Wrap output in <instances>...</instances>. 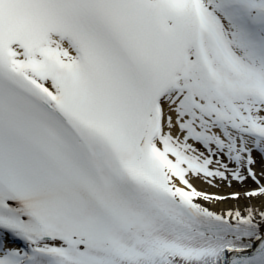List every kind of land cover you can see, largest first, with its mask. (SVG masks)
Wrapping results in <instances>:
<instances>
[{"label": "snow or ice", "instance_id": "obj_1", "mask_svg": "<svg viewBox=\"0 0 264 264\" xmlns=\"http://www.w3.org/2000/svg\"><path fill=\"white\" fill-rule=\"evenodd\" d=\"M0 264H264V0H0Z\"/></svg>", "mask_w": 264, "mask_h": 264}, {"label": "bare ground", "instance_id": "obj_2", "mask_svg": "<svg viewBox=\"0 0 264 264\" xmlns=\"http://www.w3.org/2000/svg\"><path fill=\"white\" fill-rule=\"evenodd\" d=\"M255 170L257 171V173L259 174L260 170H261V165L259 163V158H258V163L255 167ZM195 183V186L200 189V190H204V191H208V192H219L221 194H227V193H230V192H233V191H239V192H244L245 190L247 189H250V188H254L255 187V184L252 183L251 180H248L246 181L244 184H235L233 187H227L226 184H224L225 186H220L219 188H211V187H207V185L205 184H202L200 183L199 181H194ZM250 185H247L249 184ZM249 201L248 200H245L243 198H241L239 201H228L227 203L225 204H219V205H216L214 207V210H219L221 208H227V207H233V206H236V205H239L241 207H243L244 205L248 204ZM251 203L253 204H260V200H252Z\"/></svg>", "mask_w": 264, "mask_h": 264}, {"label": "rangeland", "instance_id": "obj_3", "mask_svg": "<svg viewBox=\"0 0 264 264\" xmlns=\"http://www.w3.org/2000/svg\"><path fill=\"white\" fill-rule=\"evenodd\" d=\"M236 183L235 182H233V184H232V187L235 185ZM237 185V184H236ZM222 186H225L224 184H222ZM227 186V185H226ZM228 187V186H227Z\"/></svg>", "mask_w": 264, "mask_h": 264}]
</instances>
